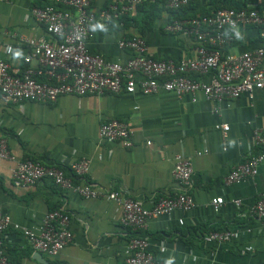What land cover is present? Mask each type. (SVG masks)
I'll return each instance as SVG.
<instances>
[{
    "label": "crops",
    "instance_id": "0c3cea01",
    "mask_svg": "<svg viewBox=\"0 0 264 264\" xmlns=\"http://www.w3.org/2000/svg\"><path fill=\"white\" fill-rule=\"evenodd\" d=\"M112 1L93 0L92 10L97 13ZM206 1L196 0L181 16L205 8ZM35 3L0 2V60L20 70L26 67L23 57L29 50L19 38L51 40L30 15ZM172 17L170 11L162 9L152 29L143 34L133 26L123 30L115 20L108 24L98 21L87 47L110 62L123 63L128 52L118 48V40L141 35L155 59L192 56L191 40L164 30ZM8 46L12 47L9 55L5 52ZM260 47L264 42L257 31L245 27L236 30L230 51L239 54ZM196 99L193 102L188 95L176 97L165 92L61 96L54 103L24 102L20 106L6 105L0 99V138L7 141L11 156L0 159V209L19 227H10L3 235L11 264H125L129 255L130 239L120 224L118 204L85 199L47 179L16 188L11 176L26 158L55 163L66 171L70 163L87 159L86 179L94 188L120 192L148 209L161 196L188 193L193 209L176 210L147 222L144 234L149 239L148 250L161 262L264 264V230L261 221L250 216V209L264 192V162L252 178L239 184L224 182L233 167L264 150L255 148L251 140L255 130L264 129V89L255 91L252 99L246 94L221 102L207 101L199 94ZM112 119L133 130L130 148L99 137L100 124ZM223 124L228 125L225 134L216 128ZM177 155L191 160L194 173L190 188L172 177ZM214 198L223 202L216 212L211 205ZM235 200H240L239 205ZM59 209L69 215L72 241L57 256L40 253V257L22 230L37 232L43 216ZM211 229L229 231L233 237L223 244L205 243L202 238Z\"/></svg>",
    "mask_w": 264,
    "mask_h": 264
},
{
    "label": "built area",
    "instance_id": "2783aa9c",
    "mask_svg": "<svg viewBox=\"0 0 264 264\" xmlns=\"http://www.w3.org/2000/svg\"><path fill=\"white\" fill-rule=\"evenodd\" d=\"M9 0H0L6 2ZM66 7L55 6L30 9V15L51 36V40L19 38L28 48L23 57L26 66L13 68L0 60V99L6 105H21L24 102L54 103L61 96L82 97L105 94L142 95L165 92L176 97L188 95L193 102L199 94L205 100L221 102L233 100L242 94L250 99L257 90L264 89V47L234 54L224 51L233 42L232 31L254 26L259 29V38L264 41V8L220 9L209 16L173 19L164 30L173 35L191 40L192 56L178 60L155 59L149 52L144 38L122 37L117 46L128 52L125 62H110L101 55L93 54L87 45L97 22H117L118 18L133 13L142 0H113L106 8L95 13L93 0H53ZM196 0H164L165 8L178 11ZM9 55L12 47L5 50ZM198 76V78H193ZM216 112V110H215ZM228 131V125L216 126ZM99 137L110 142H119L125 148L132 145L133 130L125 123L112 119L101 123ZM255 148H264V129L255 130L251 138ZM204 152H199L200 155ZM0 159H11L7 141L0 138ZM264 162V150L250 155L233 167L224 178L225 184H239L252 178ZM89 160L80 159L68 165L72 175L65 174L63 167L24 159L17 164L11 181L16 188H26L43 180H50L63 190H71L85 199H105L115 202L121 209L120 224L132 232H145L151 218L167 215L173 211L188 212L194 202L188 193L159 197L151 208L140 201L125 197L120 192H103L94 188L86 176ZM193 166L190 159L177 155L174 158L172 177L185 188L191 187ZM74 178L78 183H75ZM221 199H212L216 212ZM239 205L240 200H235ZM250 216L261 221L264 230V192L250 209ZM69 215L62 209L47 212L37 232L22 230L30 247L49 257L57 256L72 241ZM182 225L183 221L180 220ZM19 230L0 209V264H11L3 246V235L8 228ZM233 237L229 231H209L203 236L205 243L223 244ZM147 237L129 240V255L125 264H168L157 260L148 250Z\"/></svg>",
    "mask_w": 264,
    "mask_h": 264
},
{
    "label": "trees",
    "instance_id": "16d2710c",
    "mask_svg": "<svg viewBox=\"0 0 264 264\" xmlns=\"http://www.w3.org/2000/svg\"><path fill=\"white\" fill-rule=\"evenodd\" d=\"M47 0H36L37 4L35 3L33 6L37 7H45V6H55L59 10H66L61 5H54V2H46ZM195 2V1H194ZM192 2L189 6L182 8L178 11H170L167 8H165V2L164 0H142L141 4L137 5L133 13H127L125 15H122L118 18L117 24L121 26L123 30H126L130 28V26H133L134 28L138 29L141 34L146 33L152 29V26L154 22L159 17L160 13L162 12V9H166L170 11L171 14H173L172 19H170L169 22H171L173 19H180V18H194L198 16H209L212 13H214L217 10L220 9H246L247 7H254L257 9H263L264 8V0H207L205 8L200 9L198 12H195L192 15H182L183 10L190 8ZM134 15V16H133ZM123 25V26H122ZM247 28H252L257 31V34L259 36V29L255 28L254 26H249ZM231 34H233V42L230 46L225 47L223 50L229 51L230 48L233 47L235 41H236V30L232 31ZM141 38L143 36L136 35ZM125 38H132L133 35H125L123 36ZM264 42V41H263ZM196 78V77H193ZM30 159V158H29ZM32 161H37L36 159H31ZM55 164V163H53ZM65 174L72 175V173L69 170L63 169ZM75 183L77 182V179L74 178ZM210 231H215L214 229H211ZM208 232V231H206ZM126 233L129 237V239L132 238H140V237H147L146 234L143 232H132L130 229H126ZM8 257V256H7Z\"/></svg>",
    "mask_w": 264,
    "mask_h": 264
},
{
    "label": "water",
    "instance_id": "95a60500",
    "mask_svg": "<svg viewBox=\"0 0 264 264\" xmlns=\"http://www.w3.org/2000/svg\"><path fill=\"white\" fill-rule=\"evenodd\" d=\"M37 255L41 257L40 253H37Z\"/></svg>",
    "mask_w": 264,
    "mask_h": 264
}]
</instances>
